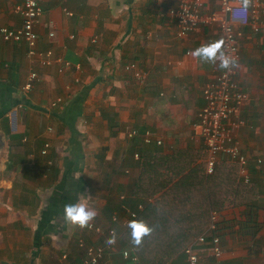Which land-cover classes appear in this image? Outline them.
Masks as SVG:
<instances>
[{"label":"crops","instance_id":"1","mask_svg":"<svg viewBox=\"0 0 264 264\" xmlns=\"http://www.w3.org/2000/svg\"><path fill=\"white\" fill-rule=\"evenodd\" d=\"M20 2L0 0V26L21 25L16 11ZM37 2L42 8L35 26L37 47L50 51L51 63L29 62L23 42L0 40V264H60L63 254L72 264L85 254L80 240L109 245L111 229L115 242L100 264H131L121 252L132 249L120 235L134 207L131 193L143 159L170 158L181 151L188 157L193 151L201 157L190 168L204 164L203 143L193 124L204 105L203 86L220 68L193 57L191 51L221 39V34L211 25L179 37L170 11L180 0ZM218 2L203 0L202 13L217 11ZM238 30L242 35L236 79L249 101L236 138L256 187L250 218L260 228L254 235L240 231L248 207L226 202L215 212L216 235L222 264H264V31ZM129 61L148 72L144 84L124 71ZM31 70L38 80L24 92ZM131 130L137 134L128 137ZM145 132L150 143L143 141ZM16 136L18 145L11 152ZM228 160L219 155L218 161ZM187 172H177L171 183ZM79 198L97 209L83 228L62 216L64 204ZM202 234L206 243L195 245L200 264H216L208 226Z\"/></svg>","mask_w":264,"mask_h":264},{"label":"built area","instance_id":"2","mask_svg":"<svg viewBox=\"0 0 264 264\" xmlns=\"http://www.w3.org/2000/svg\"><path fill=\"white\" fill-rule=\"evenodd\" d=\"M218 3L217 11L205 14L201 11L203 0H180L176 8L170 11L176 22L177 35L185 37L202 26L216 25L223 40V50L234 56L238 62L240 60L239 39L242 35L238 28H248L252 34L264 31V0H248L246 7L242 4V0H219ZM16 11L21 19V25L16 28L0 26V40L11 43L23 42L27 48L26 56L30 60L29 62L36 59V62L42 66L49 65L51 63L48 58L50 51L43 52L37 48L38 35L35 26L42 14L40 4L37 0H21ZM48 35L49 37L54 36L53 32H49ZM123 69L130 73L139 84H144L148 78V72L142 69L136 61L126 62ZM37 80V73L31 70L22 85V90L29 92ZM202 99L204 105L197 113L193 130L203 143L205 174H211L219 155L225 154L231 162L237 163L238 178L243 182H249L248 157L243 152L240 141L236 138L237 130L244 124L241 112L249 101V94L236 79V66L220 69L216 75L210 78L203 86ZM135 134L137 132L131 130L128 132V137ZM142 136L144 143L151 142L148 132ZM156 143L159 144L160 141L157 140ZM47 146L48 144H45L42 153L46 152ZM256 161L257 164L262 162L260 158ZM131 216L134 214L131 213ZM209 219L208 231H214L209 241L210 252L213 259L216 260V264H222L219 259L222 255V247L216 235V213H211ZM113 220H116L115 216ZM88 228L97 229L91 224L88 225ZM109 233L114 234V231L111 229ZM205 239V234H201L184 248L186 264H200L199 252L195 245L205 244ZM111 245L113 243L106 246L85 245L80 240L79 246L85 247V254L81 260L74 261L72 264H100L103 254L111 248ZM121 255L131 264H145L138 254L130 249L122 250ZM67 261L68 255L63 254L60 264H69Z\"/></svg>","mask_w":264,"mask_h":264},{"label":"trees","instance_id":"3","mask_svg":"<svg viewBox=\"0 0 264 264\" xmlns=\"http://www.w3.org/2000/svg\"><path fill=\"white\" fill-rule=\"evenodd\" d=\"M19 137H12L17 142L15 145L10 144L11 152L18 145ZM188 152L191 154L188 157H183L186 153L181 151L179 154L175 152L170 158L155 155L143 159L140 175L131 193L135 203L128 214V221L142 219L152 230L139 246L131 243L127 227L120 239L145 264L182 263L184 248L207 229L211 213L221 211L226 202L248 207L245 220L239 224L240 231L254 235L260 228V224L250 218L254 216L252 204L256 195L255 184L251 180L243 182L237 178V163L218 161L213 172L205 174L204 164L190 168L192 162L201 155ZM184 169L188 172L171 183L177 172L179 174ZM160 170H165L166 175ZM169 170H173L171 175L167 173Z\"/></svg>","mask_w":264,"mask_h":264},{"label":"clouds","instance_id":"4","mask_svg":"<svg viewBox=\"0 0 264 264\" xmlns=\"http://www.w3.org/2000/svg\"><path fill=\"white\" fill-rule=\"evenodd\" d=\"M248 0H242L246 7ZM193 57L205 63H214L220 69H229L237 65V59L223 50V40L216 39L195 47L191 51ZM97 215V209L87 199L79 198L76 202L66 203L62 209L63 219L78 227H85ZM130 241L134 246H139L142 239L150 234L151 228L142 219H130L126 225ZM115 242V235L107 239L108 244Z\"/></svg>","mask_w":264,"mask_h":264}]
</instances>
